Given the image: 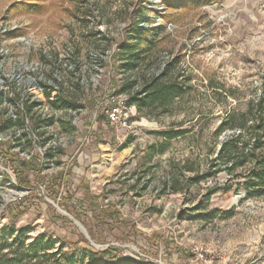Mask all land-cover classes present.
Here are the masks:
<instances>
[{"label":"rangeland","instance_id":"1","mask_svg":"<svg viewBox=\"0 0 264 264\" xmlns=\"http://www.w3.org/2000/svg\"><path fill=\"white\" fill-rule=\"evenodd\" d=\"M141 15L159 29L157 36H149V25H137ZM2 21L64 42L75 37L80 57L89 45H128L134 32L145 30L135 46L137 67L157 68L169 53L176 63L160 83L177 80L184 94L142 110L131 97L128 128L117 132L102 115L93 144L50 152L44 163L18 159L6 165L0 242L30 228L27 242L46 233L58 241L51 252L63 246L56 259H79L92 248L106 251L112 264L127 257L136 259L131 264L141 258L155 264H264V195L245 189L254 163L214 161L222 142L241 132L219 131L224 118L248 112L262 95L264 0H0ZM102 28L108 36L99 37ZM132 52L127 47L114 54L102 89L112 85L129 93L132 81L141 90L149 87L130 64ZM122 72L126 81L120 83ZM71 128L63 123L60 130ZM171 130L186 133L161 135ZM23 149L33 151L27 142ZM195 244L209 250L207 262L192 257Z\"/></svg>","mask_w":264,"mask_h":264},{"label":"built area","instance_id":"2","mask_svg":"<svg viewBox=\"0 0 264 264\" xmlns=\"http://www.w3.org/2000/svg\"><path fill=\"white\" fill-rule=\"evenodd\" d=\"M141 16L137 25L142 29L149 25L153 34L156 29L150 26V19ZM101 30L99 37L107 35L104 28ZM158 30L154 31L157 35ZM75 41L74 37L64 42L62 37L14 21L0 23L1 175L7 174L6 165L18 159L44 163L50 152L93 144L102 115L107 126L117 132L129 127L127 101L140 92L139 86L133 85L129 93L112 85L102 89L108 68L114 66L113 56L124 44L89 45L85 57H80ZM173 61L174 57L165 53L157 68L136 70L151 81L165 73ZM124 74H119L118 82L126 81ZM63 123H70L69 133L61 132ZM26 142L33 147L32 152L23 149ZM11 153L16 154L15 159ZM190 251L196 261L209 260L210 252L202 244L193 245Z\"/></svg>","mask_w":264,"mask_h":264},{"label":"trees","instance_id":"3","mask_svg":"<svg viewBox=\"0 0 264 264\" xmlns=\"http://www.w3.org/2000/svg\"><path fill=\"white\" fill-rule=\"evenodd\" d=\"M154 31L152 32L153 34H149V36H156L157 32L154 33ZM136 32L137 35L133 42L128 45H123V49L121 50V52H123L124 49L128 47L130 51H133L132 58L134 61H130V64H133L135 67L139 66V51L135 46H137V42H140L144 38L142 33L146 31L143 30L140 32L138 30ZM153 38L155 39L156 37ZM146 41H148V43H153L151 39L149 40L148 38ZM175 63L176 61H173L168 66L167 71ZM167 71L159 77L151 79L149 87H145L131 98V100L135 101L140 110L144 107L166 104L170 100L183 96L184 89L179 81L176 80L169 84H165V82L160 83ZM134 83L135 82L132 81L129 86L132 87ZM261 93V97H259L256 102L251 101V109L248 112L240 114L230 113L224 118L219 131L238 127L241 132L238 135L234 134L229 140L222 142L218 158L214 160L216 162L222 160L227 166L231 165L232 167L235 166L236 162H239L237 160H241L240 164L254 163L250 168L249 175L246 176L247 181L245 182V189L250 196L264 195V78L261 83ZM253 108H255L256 112L253 111ZM232 119L238 121L236 125L229 124V121ZM8 126L9 124L5 125V127ZM245 132L252 133L251 137L247 139L244 138ZM185 133L186 131L184 130H171L163 131L161 135L166 139H171L179 137ZM239 143L242 145L241 151L239 152V155H237V150L240 148L238 146ZM249 144L251 145L250 147H248ZM11 154L15 159L16 154ZM216 164L217 163L214 165ZM216 172L217 170L214 173ZM207 176L209 175H203L202 177L194 176L192 179L195 182H198ZM0 177L8 178V174H3ZM29 231L30 228L24 229L23 232L16 236H14V233L12 232L10 234V238H12L11 241H9L8 238H5L0 242V264H46L51 258L55 259L54 264H112V262L105 257L106 251H94L92 248L88 249V255L83 254L79 259L74 254H64L62 259H56V255L60 254L63 248V246H61L57 251L51 252L58 242L57 239L43 233L37 235L31 242H27V234ZM86 256H88V259L85 261ZM134 259H132V257H127L122 264H131L127 263L131 260L136 262V259ZM138 262V264H155L152 262L146 263L142 258Z\"/></svg>","mask_w":264,"mask_h":264}]
</instances>
